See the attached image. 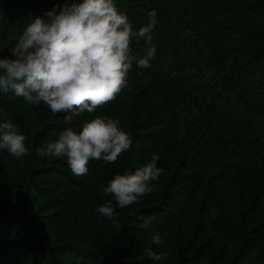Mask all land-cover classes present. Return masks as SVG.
Wrapping results in <instances>:
<instances>
[{"label": "trees", "instance_id": "trees-1", "mask_svg": "<svg viewBox=\"0 0 264 264\" xmlns=\"http://www.w3.org/2000/svg\"><path fill=\"white\" fill-rule=\"evenodd\" d=\"M115 3L134 30L156 11L157 52L150 69L133 64L114 101L65 124L67 113L0 93V122L18 124L30 148L22 158L0 150V264H161L144 255L148 248L168 252L176 264H264V0ZM64 4L0 0V58L12 57L35 17ZM132 47L142 56L146 44L134 39ZM96 115L119 119L132 136V147L116 163L91 160L88 173L75 176L66 158L36 153L67 127L82 131ZM153 154L163 169L152 182L154 194L117 208L119 226L99 216L95 208L112 199L101 195L108 182ZM194 203L196 217L211 212L200 227L209 226L212 235L201 240L195 219L193 234L180 230L168 240L162 228L180 225ZM11 205L15 212L5 210ZM16 219L22 229L13 233ZM160 230L165 250L151 239Z\"/></svg>", "mask_w": 264, "mask_h": 264}, {"label": "clouds", "instance_id": "clouds-1", "mask_svg": "<svg viewBox=\"0 0 264 264\" xmlns=\"http://www.w3.org/2000/svg\"><path fill=\"white\" fill-rule=\"evenodd\" d=\"M149 23L134 30L126 13L119 11L115 0H65L63 8L35 17L11 49V58H0V93L12 92L30 105H47L53 114L67 113L65 124L73 117L94 113L114 101L127 87L128 75L135 63L150 69L157 49L153 30L157 24L155 10L148 13ZM143 38L144 54H133V40ZM27 137L11 119L0 122V150L15 158L30 154ZM132 136L121 127L119 119L96 115L82 124V131L67 127L55 140L36 147L40 157L66 158L75 176L86 175L91 160L114 164L130 150ZM159 157L134 171L116 174L101 195L111 196L95 212L119 226L117 208L140 203L154 194L152 182L159 181L163 169ZM151 224L144 220L143 227ZM155 245L163 243L157 232L151 237ZM149 259L162 261L164 255L152 248ZM143 259V257H141Z\"/></svg>", "mask_w": 264, "mask_h": 264}, {"label": "rangeland", "instance_id": "rangeland-1", "mask_svg": "<svg viewBox=\"0 0 264 264\" xmlns=\"http://www.w3.org/2000/svg\"><path fill=\"white\" fill-rule=\"evenodd\" d=\"M7 195V199H6V196L4 197V195H1V196H3V198H4V200H8V194H6ZM10 198V197H9ZM4 200H2V204H4L6 201H4ZM222 205L223 204H221V203H218V206L220 207V208H222ZM0 206H2L1 204H0ZM196 207H198V209L196 208ZM195 209H197L196 210V212H198V210L200 209L199 208V204H196V203H194L193 204V207H192V211L189 213V214H187L189 217L187 218V219H185V220H180V225H178V224H172V223H170L169 224V227H167V230H165L164 229V227L162 228L163 229V231H165V232H168V240H170V237H169V233H171L172 235L171 236H173V234H175V236H176V234H178L179 233V231L180 230H184V232H192L191 234H193L194 232H195V229H196V227H195V225H191V226H189L190 224H191V222L193 221V220H195V221H197V235L198 236H201V240H204V239H207V238H209V237H206L208 234V236H211L212 234H210L209 232H208V229H209V226L207 227L208 229H206V227H204V228H201L200 227V225H201V222H203L204 221V223H206V222H210L211 221V219L213 218H209L208 216L210 215V213H208V214H206V217H205V215L202 217V216H200V218H198V217H196V215H198V214H200L199 212H198V214H196V212H194L195 211ZM5 210H9L10 212H15V210H16V208H12V205L11 206H9V207H6L5 208ZM200 211V210H199ZM214 214V213H213ZM195 215V216H194ZM212 215V214H211ZM236 215L238 216V213H236ZM214 216V215H213ZM13 225H14V229L15 230H13V233H17V231H19L20 229H22V227H21V223H20V220H18V219H16V220H13ZM152 224V223H151ZM166 228V227H165ZM211 229V228H210ZM250 231H252V229L249 227L248 228ZM214 230V229H213ZM20 232V231H19ZM162 232V230H160V233ZM163 234H164V236H165V233L164 232H162V234H161V236H163ZM187 236V235H186ZM253 236V235H252ZM165 238H163L162 239V241L164 240ZM168 241L166 240L165 241V243H162V246L164 247L163 249L165 250L166 249V247H168ZM211 250H209V252H210ZM165 252V253H164ZM163 252V254H165V258L161 261V264H176V260L175 259H173V256H171V255H168L169 253L168 252H166V251H164ZM208 252V253H209ZM212 252V251H211ZM209 254H211V253H209ZM168 256H171V257H168ZM206 260V262L207 261H209V259L208 258H206L205 259ZM192 264H204V260L203 259H201V260H199V261H196V262H194V263H192Z\"/></svg>", "mask_w": 264, "mask_h": 264}]
</instances>
